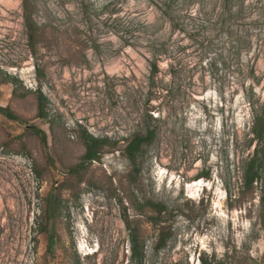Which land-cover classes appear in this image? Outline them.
<instances>
[{
	"label": "rangeland",
	"instance_id": "rangeland-1",
	"mask_svg": "<svg viewBox=\"0 0 264 264\" xmlns=\"http://www.w3.org/2000/svg\"><path fill=\"white\" fill-rule=\"evenodd\" d=\"M166 1L30 0L31 46L22 0H0V264H135L125 220L142 264H264V0H172L173 21ZM149 129L129 184L123 148ZM82 132L118 148L72 173ZM132 200L165 206L163 248Z\"/></svg>",
	"mask_w": 264,
	"mask_h": 264
},
{
	"label": "trees",
	"instance_id": "trees-1",
	"mask_svg": "<svg viewBox=\"0 0 264 264\" xmlns=\"http://www.w3.org/2000/svg\"><path fill=\"white\" fill-rule=\"evenodd\" d=\"M172 4V0H167L165 3L162 4L164 8V14L168 16V19L173 21L171 18V12L170 8ZM22 6H23V18H24V24L27 31V39L31 46H33V42L35 39V35L37 34V27L34 23V20L32 18V12H33V5L31 4L30 0H22ZM204 40L202 39L201 42ZM32 49V47H31ZM159 52V51H157ZM157 52L153 53V56H157ZM150 67V80L154 78V75L157 72V64L154 61V59L149 63ZM3 82L10 83L14 85L15 87L19 86L20 83L15 78H10L8 76H5L3 79ZM46 99L43 97V95L38 91L36 93V117L40 119H45L47 117V113L45 112L46 107ZM0 111L6 115V117L15 120L16 117L10 115L7 113V108H0ZM255 120L259 118V116H262V119L260 120V123L257 127V130L254 132L256 135V138L258 141H261L262 139V133L264 129V109L256 113L255 112ZM147 116V115H146ZM150 116V115H149ZM259 120V119H258ZM38 136H40V139L42 141V144L46 146V137L45 134L38 130L36 131ZM155 137V131L154 129H149L145 131L144 133H135L133 134L129 139L126 140V145L123 148V153L125 154L126 158L129 161V164L131 166L130 172L127 175V181L129 184H132L136 181V176L138 174L139 170V160L142 158L144 149L147 147ZM80 139L84 146V153L82 156H80L79 161L74 164L72 167H70V172L72 173H78L79 170H82L85 168L86 164H89L90 162L94 160L99 159V154L102 151L107 150H115L118 143L117 142H110L108 139H95L91 135L87 134L86 132H82L80 135ZM116 147V148H115ZM117 150V149H116ZM261 162H257L255 158L251 159L247 164L246 168L243 171L242 179H243V185L246 188H249L253 183H255L259 178V168L261 166ZM207 177L206 175H203ZM132 205L134 208L139 212L138 214L142 215L144 212L148 211V214L146 215L147 222L150 223V225L155 229L156 232V239L154 243L155 249H161L165 246L167 239L170 235V231L168 227L165 226V213L166 208L162 203H152L150 201H144L143 203H138L136 200H132ZM261 203L264 205V197H261ZM55 210V203L51 202L50 206L47 208L48 215H52ZM264 210V209H263ZM126 227L129 231V244H130V252H131V259L135 264H142L143 260V253H144V247L142 240L139 235V227L131 228V224L128 220H125ZM53 244V239L51 237L49 241V245ZM201 264H208L205 261H202ZM248 264H260L257 261H251Z\"/></svg>",
	"mask_w": 264,
	"mask_h": 264
},
{
	"label": "bare ground",
	"instance_id": "bare-ground-1",
	"mask_svg": "<svg viewBox=\"0 0 264 264\" xmlns=\"http://www.w3.org/2000/svg\"><path fill=\"white\" fill-rule=\"evenodd\" d=\"M196 186V185H195ZM81 248V247H80ZM83 249V248H82ZM85 250V249H84Z\"/></svg>",
	"mask_w": 264,
	"mask_h": 264
}]
</instances>
